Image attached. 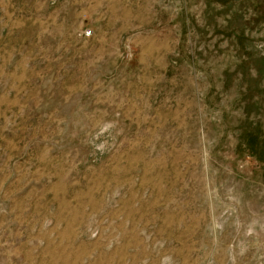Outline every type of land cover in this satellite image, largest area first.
<instances>
[{
  "label": "rangeland",
  "instance_id": "obj_1",
  "mask_svg": "<svg viewBox=\"0 0 264 264\" xmlns=\"http://www.w3.org/2000/svg\"><path fill=\"white\" fill-rule=\"evenodd\" d=\"M252 130L264 0H0V264H264Z\"/></svg>",
  "mask_w": 264,
  "mask_h": 264
},
{
  "label": "trees",
  "instance_id": "obj_2",
  "mask_svg": "<svg viewBox=\"0 0 264 264\" xmlns=\"http://www.w3.org/2000/svg\"><path fill=\"white\" fill-rule=\"evenodd\" d=\"M253 132H254V130H252L251 135L249 133H247L245 136L249 135V136H247V137H249L248 144H249V146H251V148H253V146L257 147L258 146L257 143L259 142V144H260V146H259L260 155H258V157H259L261 162H264V140H261L258 134L256 135L254 133V135H253ZM253 139H255L257 141H255Z\"/></svg>",
  "mask_w": 264,
  "mask_h": 264
},
{
  "label": "built area",
  "instance_id": "obj_3",
  "mask_svg": "<svg viewBox=\"0 0 264 264\" xmlns=\"http://www.w3.org/2000/svg\"><path fill=\"white\" fill-rule=\"evenodd\" d=\"M83 35L84 36H90L91 35V30L90 29H86L85 31H83Z\"/></svg>",
  "mask_w": 264,
  "mask_h": 264
}]
</instances>
